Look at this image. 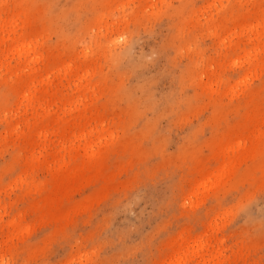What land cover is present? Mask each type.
<instances>
[{"label":"rangeland","instance_id":"obj_1","mask_svg":"<svg viewBox=\"0 0 264 264\" xmlns=\"http://www.w3.org/2000/svg\"><path fill=\"white\" fill-rule=\"evenodd\" d=\"M0 264H264V0H0Z\"/></svg>","mask_w":264,"mask_h":264}]
</instances>
